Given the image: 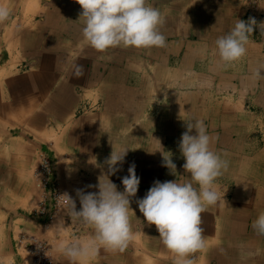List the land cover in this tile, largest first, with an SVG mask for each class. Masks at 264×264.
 <instances>
[{
	"label": "crops",
	"instance_id": "crops-1",
	"mask_svg": "<svg viewBox=\"0 0 264 264\" xmlns=\"http://www.w3.org/2000/svg\"><path fill=\"white\" fill-rule=\"evenodd\" d=\"M0 3L11 13L0 23V264H27L16 249L22 235L45 242L52 264H71L56 251L57 242L94 234L71 223L64 210L48 226L33 218L41 202L34 185L41 154L51 159L60 190L77 210V189L97 192L106 175L123 191L121 178L135 164L133 238L122 251L101 247L87 264H177L136 201L154 181H190L179 142L192 119L204 122L226 168L214 183L220 198L201 213L204 247L188 258L264 264V235L252 227L264 212V76H253L264 69V0H147L163 17L165 46L102 52L83 41L75 0ZM250 18L257 26L246 54L222 62L216 39L237 19ZM72 63L83 67L81 77L67 70ZM122 148L128 149L124 162L109 174L106 160ZM169 157L174 174L164 166ZM60 219L65 229L55 233L50 227Z\"/></svg>",
	"mask_w": 264,
	"mask_h": 264
},
{
	"label": "clouds",
	"instance_id": "clouds-1",
	"mask_svg": "<svg viewBox=\"0 0 264 264\" xmlns=\"http://www.w3.org/2000/svg\"><path fill=\"white\" fill-rule=\"evenodd\" d=\"M75 2L82 9L83 41L97 51L119 46H165L166 37L159 30L163 17L158 9L148 5L147 0ZM10 14V8L0 3V23L6 22ZM254 26H257L255 19L250 18L247 23L237 19L228 33L216 39V51L222 62H235L246 54L248 37ZM67 70L77 78L84 74L83 67L77 63L70 64ZM261 70L264 69H255L253 76H264ZM186 126L179 149L185 160L183 169L190 176V181H154L145 196L136 201L145 221L155 225L163 245L177 257V264H192L189 254L204 247L201 213L206 205H213L220 198L214 183L226 168V162L211 148L214 138L209 135L204 122L192 119ZM193 129L194 135L191 134ZM127 151V148H122L111 152L106 160L109 174L120 170L118 165L124 162ZM164 166L172 173L176 170L170 157L164 159ZM127 173L121 178L123 191H118L106 175V179L99 180L97 192L85 194L82 189H77L79 210L71 195L67 192L60 195V210L71 218V223L90 226L94 230V234L85 239L64 238L57 242L56 251L71 264H87L101 247L113 252L122 251L133 238L130 198L136 196L140 178L136 175L134 163L129 165ZM194 183L199 186L198 190ZM63 225L64 220L60 219L50 228L60 233L65 229ZM252 227L259 235H264V212L257 216Z\"/></svg>",
	"mask_w": 264,
	"mask_h": 264
},
{
	"label": "built area",
	"instance_id": "built-area-1",
	"mask_svg": "<svg viewBox=\"0 0 264 264\" xmlns=\"http://www.w3.org/2000/svg\"><path fill=\"white\" fill-rule=\"evenodd\" d=\"M255 3L257 0H249ZM34 185L41 193V202L33 212V218L41 221L45 226L52 223L61 207L60 190L53 171V163L45 154H41L39 165L34 173ZM49 202V206L46 203ZM16 249L25 254L27 264H52L48 245L32 236L22 235L16 242Z\"/></svg>",
	"mask_w": 264,
	"mask_h": 264
}]
</instances>
